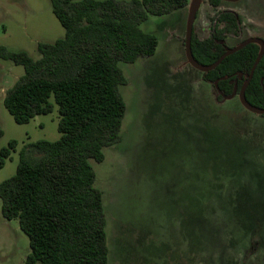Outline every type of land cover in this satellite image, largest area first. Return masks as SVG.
<instances>
[{"label":"rangeland","instance_id":"obj_1","mask_svg":"<svg viewBox=\"0 0 264 264\" xmlns=\"http://www.w3.org/2000/svg\"><path fill=\"white\" fill-rule=\"evenodd\" d=\"M102 1V0H101ZM130 1V0H125ZM194 32L212 36L211 18L235 10L243 38L264 40V0H203ZM192 2L169 15H150L141 25L154 34L153 57L121 64L127 84L121 140L93 162L102 193L108 264H264V116L247 111L239 95L217 100L215 85L187 60L185 41ZM65 29L51 0H0V47L25 51L35 61L38 45L54 43ZM25 75L23 66L0 58L1 147L17 142L0 169V183L17 172L28 143L60 139L58 108L17 124L4 105L6 92ZM258 227L260 244L247 256ZM29 237L18 220L3 217L0 201V264H26Z\"/></svg>","mask_w":264,"mask_h":264},{"label":"trees","instance_id":"obj_2","mask_svg":"<svg viewBox=\"0 0 264 264\" xmlns=\"http://www.w3.org/2000/svg\"><path fill=\"white\" fill-rule=\"evenodd\" d=\"M214 7L224 1L209 0ZM191 0H51L53 13L65 29L54 43H41V58L0 47V58L23 66L25 75L6 92L4 105L17 124L40 115L60 116L55 142L39 140L19 152L16 174L0 183L3 217L18 220L29 237L26 264H108L109 248L102 193L95 187L93 162L121 140L126 104L120 87L127 84L121 64H135L155 55L158 39L141 29L150 15L186 9ZM211 38L193 31L192 53L202 66H212L226 53L227 39L243 38L242 17L220 10L211 18ZM261 47L250 44L203 73L215 85L217 100L239 94ZM252 107L264 110V55L246 89ZM0 169L17 147H1ZM252 233L247 256L260 244Z\"/></svg>","mask_w":264,"mask_h":264},{"label":"water","instance_id":"obj_3","mask_svg":"<svg viewBox=\"0 0 264 264\" xmlns=\"http://www.w3.org/2000/svg\"><path fill=\"white\" fill-rule=\"evenodd\" d=\"M203 0H191L192 2V9L189 13V18H188V27H187V34H186V41H185V49H186V57L188 60V63L195 68L196 70L202 72V73H206L209 72L211 70L216 69L227 57H229L230 55L239 52L240 50H242L243 48H245L246 46L250 45V44H258L261 47V51L259 53V56L257 57L251 72L246 80V82L244 83L243 87L241 88L240 92H239V100L241 105L249 112L257 114V115H261L264 116V110L262 109H258L255 107H252L250 104H248V102L246 101L245 98V93H246V89L249 86L254 73L262 59V56L264 55V40L260 39V38H249L247 40H245L244 42H242L240 45L229 49L228 51H226V53H224L216 63H214L212 66L206 67V66H202L200 64H198L196 62V60L193 57V53H192V38H193V31H194V22L196 20V15L197 12L201 6ZM224 2H231V3H236L239 0H222ZM234 94H236V91L234 92ZM233 94V95H234ZM231 95V97L233 96Z\"/></svg>","mask_w":264,"mask_h":264},{"label":"crops","instance_id":"obj_4","mask_svg":"<svg viewBox=\"0 0 264 264\" xmlns=\"http://www.w3.org/2000/svg\"><path fill=\"white\" fill-rule=\"evenodd\" d=\"M202 4H204V1H202L201 6H202ZM212 8L219 10L220 7H212ZM233 11H235V10H233ZM241 17H242V16H241ZM242 19H243V18H242ZM200 40H201V39H200Z\"/></svg>","mask_w":264,"mask_h":264},{"label":"flooded vegetation","instance_id":"obj_5","mask_svg":"<svg viewBox=\"0 0 264 264\" xmlns=\"http://www.w3.org/2000/svg\"><path fill=\"white\" fill-rule=\"evenodd\" d=\"M211 5H212V4H211ZM212 6H213V5H212ZM213 7H214V6H213ZM219 11H220V10H219ZM217 12H218V11H217ZM217 12H216V13H217ZM234 12H236L237 14H239L237 11H234ZM239 15H240V14H239ZM240 16H241V15H240ZM210 38H211V37H210ZM247 39H249V38H247ZM247 39H246V40H247ZM225 42H226V41H225ZM240 44H241V43H240ZM240 44H239V45H240ZM237 46H238V45H237ZM233 48H234V47H233ZM230 49H232V48H230ZM228 50H229V49H228ZM228 50H227V51H228Z\"/></svg>","mask_w":264,"mask_h":264}]
</instances>
